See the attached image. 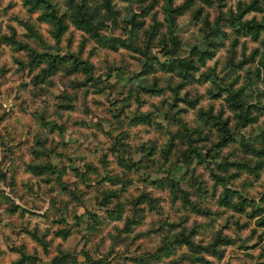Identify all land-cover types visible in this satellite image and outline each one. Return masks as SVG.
<instances>
[{
	"label": "rangeland",
	"instance_id": "374dc122",
	"mask_svg": "<svg viewBox=\"0 0 264 264\" xmlns=\"http://www.w3.org/2000/svg\"><path fill=\"white\" fill-rule=\"evenodd\" d=\"M251 3L0 0V264H264Z\"/></svg>",
	"mask_w": 264,
	"mask_h": 264
},
{
	"label": "trees",
	"instance_id": "16d2710c",
	"mask_svg": "<svg viewBox=\"0 0 264 264\" xmlns=\"http://www.w3.org/2000/svg\"><path fill=\"white\" fill-rule=\"evenodd\" d=\"M257 7V4L255 3H251L249 6H247V8L241 10L234 18V21L236 23H238V29L241 33H249V32H252V31H256V33H259L260 30H264V23H260L256 20H246V21H242L240 18L244 15V13L249 10V9H252V8H256ZM168 18L170 20V24H173L174 23V16L171 15L169 12H168ZM91 25V21L88 20V26ZM99 36H101V38H103L102 42L106 43L107 45H109L110 47H113V48H117V47H120V46H129L130 44L128 43V41L121 37V36H113V35H108V34H99ZM105 40L107 42H105ZM66 57V60L68 61H72L73 63V66H74V69L76 70H85V71H88L92 68V65L89 63L88 60L80 57L79 55L77 54H67L65 55ZM243 88H241L242 90ZM234 91V90H233ZM240 92H236L235 96L238 95ZM232 99H235L234 96L231 97ZM235 101V104L238 105L236 103V100H233ZM221 123V125L219 126L220 129H222L223 132H225V136H223V140L227 139V137H229V130L231 131V129L226 125V122H223V121H219Z\"/></svg>",
	"mask_w": 264,
	"mask_h": 264
}]
</instances>
